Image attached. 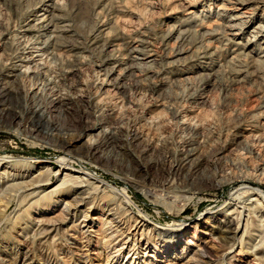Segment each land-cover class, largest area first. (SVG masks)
Returning <instances> with one entry per match:
<instances>
[{
	"label": "rangeland",
	"instance_id": "obj_1",
	"mask_svg": "<svg viewBox=\"0 0 264 264\" xmlns=\"http://www.w3.org/2000/svg\"><path fill=\"white\" fill-rule=\"evenodd\" d=\"M246 1L250 9L257 6L254 24L264 21V1ZM220 2L0 0V103L9 102L14 111L39 105L44 130L80 138L73 151L55 149L23 132L8 133L2 120L0 155L33 164L31 175L49 161L93 172L121 191L128 209L147 225L179 228L198 219L201 228L208 210L226 209L234 178L255 182L264 195V128L256 125L264 115V61L257 57L264 52V36L243 53L232 51L222 34L230 12L219 10ZM38 9L47 10L50 30L43 40L56 35L53 49L8 78L9 62L33 35L24 29L36 22ZM242 33L244 42L251 27ZM206 45L211 56L203 53ZM5 88L14 94H1ZM88 148L92 153L86 154ZM127 174L145 184L131 186ZM173 179L194 192L189 201L162 195L161 183ZM2 186L0 264H114L96 249L101 242L95 236L72 229L71 219L38 238L36 212L20 205L32 189L16 193ZM102 197L96 199L110 200ZM215 246L208 264H241L229 262L238 238L233 252L221 240ZM244 259L242 264L253 262L251 256ZM161 264L169 261L161 258Z\"/></svg>",
	"mask_w": 264,
	"mask_h": 264
},
{
	"label": "bare ground",
	"instance_id": "obj_2",
	"mask_svg": "<svg viewBox=\"0 0 264 264\" xmlns=\"http://www.w3.org/2000/svg\"><path fill=\"white\" fill-rule=\"evenodd\" d=\"M263 1L259 0L258 3ZM256 8L254 5L250 9L246 0H221L219 10L230 12V18L222 25V34L225 42L232 47V51L240 50L239 53H243L254 38L264 36V21L259 18L254 24L255 20L251 17ZM32 16L37 20L32 26L25 28L24 32L32 30L33 35L29 42H26V46L19 50V54L9 62L6 69L8 78H17L29 69L30 64H35L40 56L50 53L53 49L56 35H50L48 40H43V36L50 30L47 10L38 9ZM250 27L251 37L242 42L243 30ZM209 47L210 45L205 46L203 50L205 55L211 50ZM257 57L264 61V52H259ZM2 93L14 94L8 88ZM11 113L12 118L7 119V114ZM44 118V110L39 105L28 107L24 111H14L9 102L1 100L0 122L7 120L8 133L23 132L34 143L73 151L80 138L56 134L53 128L44 130L40 125ZM256 125L264 128V115L256 120ZM91 150L88 148L86 154L92 153ZM8 158L0 155V185H5V189H13L16 193L25 188L32 189L21 196L20 205L26 210L33 209L36 212L38 238L44 239L53 231L55 234L60 226L71 219L72 229L88 239L95 236L97 241L101 242L97 244L96 249L105 252L107 259L114 260V264H121L123 260L125 264H161V258L167 259L169 264H208V255L216 247V241L226 243L227 251L233 252L237 238L239 248L236 253L229 256V262L234 260L233 263L242 264L245 262L244 258L249 256L253 259L252 264H260L264 260V195L256 191L255 182L246 178L232 180L233 189L223 203L226 209L220 207L208 210L201 228H196L198 219L191 220L185 226L178 225L179 228L162 227L154 223L147 225L141 216L128 209L130 202L121 196V191L93 172L73 171L61 163L57 166L49 161L41 163L36 173L31 175L33 164L23 160L12 162ZM187 158L185 155L184 161ZM172 169L176 175L179 170L177 165H173ZM53 178L56 182L48 190L38 189L40 185L49 184ZM125 179L133 187L145 184L144 180H137L128 174L125 175ZM160 190L165 198L180 203L189 201L192 194L194 195L186 185L180 187L174 185V179L161 183ZM250 193L253 194L249 195ZM102 196L110 200L101 202L96 199L104 198ZM79 212H82V216L76 220Z\"/></svg>",
	"mask_w": 264,
	"mask_h": 264
}]
</instances>
